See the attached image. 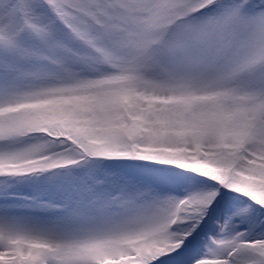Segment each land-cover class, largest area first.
<instances>
[{
	"label": "snow or ice",
	"instance_id": "snow-or-ice-1",
	"mask_svg": "<svg viewBox=\"0 0 264 264\" xmlns=\"http://www.w3.org/2000/svg\"><path fill=\"white\" fill-rule=\"evenodd\" d=\"M0 264H264V0H0Z\"/></svg>",
	"mask_w": 264,
	"mask_h": 264
}]
</instances>
